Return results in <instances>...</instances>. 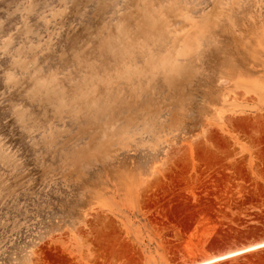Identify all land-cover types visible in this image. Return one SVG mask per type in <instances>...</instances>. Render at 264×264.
<instances>
[{
  "label": "rangeland",
  "instance_id": "374dc122",
  "mask_svg": "<svg viewBox=\"0 0 264 264\" xmlns=\"http://www.w3.org/2000/svg\"><path fill=\"white\" fill-rule=\"evenodd\" d=\"M260 242L264 0H0V264Z\"/></svg>",
  "mask_w": 264,
  "mask_h": 264
},
{
  "label": "bare ground",
  "instance_id": "6f19581e",
  "mask_svg": "<svg viewBox=\"0 0 264 264\" xmlns=\"http://www.w3.org/2000/svg\"><path fill=\"white\" fill-rule=\"evenodd\" d=\"M261 244H264V243H258L256 245H253V246H250L248 247V249H251L250 251H247L248 252H253V251H256V250H259V249H263V248H260V247H257V245H261ZM243 250H236V251H232V252H229L227 254H222V255H219V256H214V257H211V258H208L200 263H194V264H214V263H217V262H220L222 260H225L227 258H231V257H234V256H237V255H232L233 252H236V253H240L239 255L243 254V253H246V252H242Z\"/></svg>",
  "mask_w": 264,
  "mask_h": 264
},
{
  "label": "snow or ice",
  "instance_id": "6c2138e0",
  "mask_svg": "<svg viewBox=\"0 0 264 264\" xmlns=\"http://www.w3.org/2000/svg\"><path fill=\"white\" fill-rule=\"evenodd\" d=\"M257 247H260V248H264V244H261V245H257ZM251 249H248V248H245L244 251L247 252V251H250ZM240 253H236V252H233L232 255H239Z\"/></svg>",
  "mask_w": 264,
  "mask_h": 264
},
{
  "label": "water",
  "instance_id": "95a60500",
  "mask_svg": "<svg viewBox=\"0 0 264 264\" xmlns=\"http://www.w3.org/2000/svg\"><path fill=\"white\" fill-rule=\"evenodd\" d=\"M260 243H264V242H260ZM257 244H258V243H257ZM254 245H256V244H254ZM250 246H253V245H250ZM250 246H247V247H245V248H248V247H250ZM245 248L241 249V250H243L242 252H245V251H244ZM246 253H247V252H246ZM243 254H245V253H243Z\"/></svg>",
  "mask_w": 264,
  "mask_h": 264
}]
</instances>
